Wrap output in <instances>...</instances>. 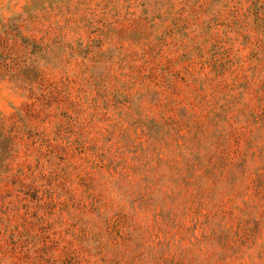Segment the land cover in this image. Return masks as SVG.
I'll use <instances>...</instances> for the list:
<instances>
[{"label": "rangeland", "instance_id": "374dc122", "mask_svg": "<svg viewBox=\"0 0 264 264\" xmlns=\"http://www.w3.org/2000/svg\"><path fill=\"white\" fill-rule=\"evenodd\" d=\"M0 264H264V0H0Z\"/></svg>", "mask_w": 264, "mask_h": 264}]
</instances>
